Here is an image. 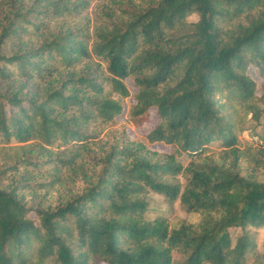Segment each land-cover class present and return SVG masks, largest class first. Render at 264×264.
I'll use <instances>...</instances> for the list:
<instances>
[{
	"label": "trees",
	"instance_id": "trees-1",
	"mask_svg": "<svg viewBox=\"0 0 264 264\" xmlns=\"http://www.w3.org/2000/svg\"><path fill=\"white\" fill-rule=\"evenodd\" d=\"M91 1L0 0V264H264V0Z\"/></svg>",
	"mask_w": 264,
	"mask_h": 264
},
{
	"label": "rangeland",
	"instance_id": "rangeland-1",
	"mask_svg": "<svg viewBox=\"0 0 264 264\" xmlns=\"http://www.w3.org/2000/svg\"><path fill=\"white\" fill-rule=\"evenodd\" d=\"M97 1H100V0H92L88 8H85V10H83L80 14H77L76 17L73 16L72 19H68L66 26H69V27L70 26H72V27L82 26V25H84V21H85L84 17H88L89 25L92 26V24L96 21V16L98 15V10L95 8V3ZM47 19L49 20V18H47ZM58 19H60V18H56L52 21H56ZM187 20L188 21H195L196 16L195 15L187 16ZM52 27H53L52 24H50L49 26L45 25V28H44L45 32L46 33L49 32V30H51ZM37 38L31 39V40H25L20 44V46L24 47L26 45L29 46L30 44H35V43L40 41V39L39 38L37 39ZM15 47H17V46L11 45L7 49H14ZM250 70L252 72V77L257 82V87L260 86L261 83H264V75L258 76L252 68ZM125 84H126L128 90L130 91L131 94L136 92L137 89L133 86L132 82L129 79L125 80ZM130 102H132V101H130ZM154 117H155L154 113L151 112L149 121L147 123H145L144 125H142L141 127L135 128V127H132L131 125H129L127 128L128 135L130 137H135V136H138L139 134H141L144 130L151 127L152 122L154 120ZM123 120H124V117L117 118V121L120 123ZM263 124H264V116H262L260 118L259 122H257V123L250 120L246 124V127L253 126L254 131L256 133H259L261 130V126ZM247 135H248V132H244L243 133V139L248 140L249 138ZM154 148L157 150H161V151H168V148L164 147L162 145H156V146H154ZM1 159H2V157L0 156V165L2 163ZM4 182H6V181H4ZM150 196H151L152 202L150 203L149 208L152 211L149 214V216L151 218L154 217L157 213H163L164 215H166L170 218H174V219L177 218L180 220L181 219H187V216L185 215V213L183 211L180 210L177 202H175L173 204H168L167 202L164 201L162 195L151 194ZM196 219H197V217L194 216V217H191L190 220L194 221ZM188 220H189V218H188ZM263 236H264V228H261L258 230L257 238H256V244H257V248L259 250L261 248V242H262Z\"/></svg>",
	"mask_w": 264,
	"mask_h": 264
}]
</instances>
